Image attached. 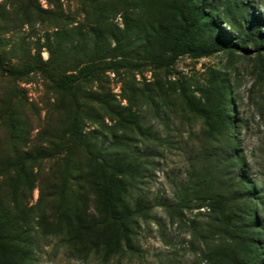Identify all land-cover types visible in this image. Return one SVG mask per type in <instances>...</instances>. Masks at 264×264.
<instances>
[{"label":"trees","instance_id":"1","mask_svg":"<svg viewBox=\"0 0 264 264\" xmlns=\"http://www.w3.org/2000/svg\"><path fill=\"white\" fill-rule=\"evenodd\" d=\"M121 1L139 7V18L124 13L122 28H107L106 33L95 23L91 35L105 41L100 50L93 38L94 52L99 56L83 65L64 66V61L52 57L50 45L45 61L38 57L35 63L27 61L22 65L7 62L0 52V73L5 77L23 79L38 71L54 89L71 95L75 113L69 139L73 145L85 148L93 166L89 170L77 166L78 177H70L73 187L67 188L66 195L71 201L61 213L64 226L57 230L74 250L84 254L102 251L104 258L121 253L124 247L133 249L134 227L138 220L148 217L153 206L135 185L142 165H147L152 155L148 146L122 151L115 135L104 146L97 133L83 134L79 117L85 104L83 84L102 71L116 72L132 65L130 60L104 59L114 57L124 40L132 44V39L135 42L141 38L142 64L155 70L169 71L183 55L197 60L221 52L227 63L239 55L254 62L259 78L264 73V23L253 12L251 1ZM85 33L90 35L89 30ZM82 34L81 30L76 33L79 37ZM111 40L116 47L110 46ZM103 51L105 56H100ZM147 92L144 89L141 96L154 116L166 115L176 95L179 110L186 117L200 120L202 125L184 177L174 198L163 203V207L178 218L184 210H196L203 216L202 220L192 218L190 232L204 247L200 252L205 264H264V147L259 173L252 175L243 164L237 137L248 121L233 113V87L226 68H210L201 80L181 74L166 87L155 82ZM10 121V130L17 131L19 126L13 118ZM143 122L138 116L136 128L148 140L153 135L152 127L146 128ZM154 135L160 142V136L156 132ZM14 137L23 138L17 134ZM13 156V160L0 158V264H35L34 254L40 241L58 231L48 223L45 211L27 204V194L34 187L33 164L52 153L39 145L14 148ZM15 172L20 175V182L10 178ZM88 194L96 199V215L87 211Z\"/></svg>","mask_w":264,"mask_h":264},{"label":"rangeland","instance_id":"2","mask_svg":"<svg viewBox=\"0 0 264 264\" xmlns=\"http://www.w3.org/2000/svg\"><path fill=\"white\" fill-rule=\"evenodd\" d=\"M249 1L264 23V0ZM139 10L133 3L121 0H0V12L4 14L0 17V52L7 62L22 65L27 61L35 63L38 57L45 61L50 45L52 57L64 61V66L83 65L99 56L94 52L95 37L90 32L95 23L103 33L107 28L121 29L122 14L136 15L138 19ZM78 30L84 33L81 37L76 35ZM95 39L101 50L105 39ZM131 41L128 44L124 40L114 57L104 59L130 60V67L116 72L102 71L81 88L85 104L79 117L84 135L97 133L104 146L115 135L122 151L148 146L152 153L135 180L136 190L147 196L152 209L134 227L133 249L124 247L121 253L105 258L102 251L84 254L74 250L57 230L64 226L61 213L71 201L66 195L67 188L73 187L70 177L73 180L78 177L77 166L86 170L93 166L85 148L73 145L69 139L75 113L71 95L54 89L38 71L23 79L0 73V158L13 160L14 148L39 145L52 153L33 164L34 187L27 194V204L45 211L48 223L58 231L40 241L34 254L35 264H205L200 252L204 247L190 232L192 218L202 220L203 216L196 210H184L178 218L162 205L174 198L194 155L192 147L198 141L202 125L200 120L186 117L179 110L176 95L166 115L154 116L141 93L145 89L147 94L155 82L166 87L181 74L201 80L210 68H226L233 87V113L248 121V126L243 125L237 135L243 164L252 175L259 173L264 147V73L258 77L254 62L236 55L227 63L226 55L220 52L197 60L183 55L169 71L155 70L142 64L143 39ZM109 44L116 47L113 40ZM100 56H105L104 51ZM138 116L143 118L146 128L152 127L153 135L148 140L138 133ZM12 118L19 126L15 132L10 130ZM153 131L160 136V142L154 139ZM16 134L26 140H16ZM10 178L21 181L16 172ZM96 206L95 197L88 194L87 211L96 215ZM96 218L101 219L98 215Z\"/></svg>","mask_w":264,"mask_h":264}]
</instances>
